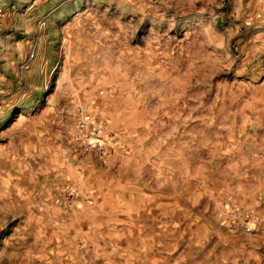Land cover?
<instances>
[{"label":"rangeland","instance_id":"obj_1","mask_svg":"<svg viewBox=\"0 0 264 264\" xmlns=\"http://www.w3.org/2000/svg\"><path fill=\"white\" fill-rule=\"evenodd\" d=\"M0 264H264V0H0Z\"/></svg>","mask_w":264,"mask_h":264}]
</instances>
